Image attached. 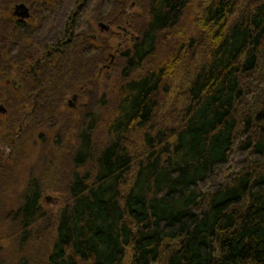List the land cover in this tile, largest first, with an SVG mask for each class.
Wrapping results in <instances>:
<instances>
[{"label":"trees","instance_id":"obj_1","mask_svg":"<svg viewBox=\"0 0 264 264\" xmlns=\"http://www.w3.org/2000/svg\"><path fill=\"white\" fill-rule=\"evenodd\" d=\"M129 1L0 0V103L22 98L2 75L14 46L15 62L44 57L38 83L22 90L37 144L45 140L41 125L75 124L74 145L47 140L65 151L69 170L50 162L40 178L15 186L0 153V196L9 199L0 205V229L13 231L23 256L10 264H264V0H209L195 20L199 37H182L161 60L162 38L180 32L193 0H134L132 11ZM19 2L39 23L16 24V44L7 47L6 12ZM92 21L132 34L114 60L106 36L100 46L90 38ZM184 53V91L172 101L180 109L160 121L161 97ZM98 65L117 72L105 83L110 93L94 90ZM74 93L76 119L64 105ZM51 191L65 198L54 213L41 204Z\"/></svg>","mask_w":264,"mask_h":264},{"label":"rangeland","instance_id":"obj_2","mask_svg":"<svg viewBox=\"0 0 264 264\" xmlns=\"http://www.w3.org/2000/svg\"><path fill=\"white\" fill-rule=\"evenodd\" d=\"M251 0H243L242 5H246V3H249ZM209 0H193L189 7L187 8L185 15L178 26L176 30H179L180 32L177 34L174 32L169 36L162 38L161 44L158 47L156 58L157 60H161L162 58L165 59L169 55V53L173 50V48L177 45H181V39L185 40V42H188V40L193 36L195 38L199 37L198 29L195 24L196 18L199 16L201 9H203ZM129 3L131 5L134 4V0H130ZM129 11H132L131 9ZM138 13L139 11L136 10ZM91 27H94L96 29L95 23H91ZM125 28V27H124ZM100 29V28H99ZM100 31H103L100 29ZM107 32V31H106ZM181 33V34H180ZM109 36H107V48H111L112 50L118 48L120 45V51L118 53V56L120 55V52L126 49V46H128L130 38L132 37V34L128 31L127 28L125 30L117 31L114 26H111V29L107 33ZM182 35V36H181ZM126 36V37H125ZM173 41H176V43H172ZM112 52V51H111ZM191 54V52L189 53ZM184 58L183 63L180 64V66H177L175 72L171 76L170 84L172 86L171 92L168 95H163L161 97V102L159 106L158 111V118L161 121V118H163L167 113H170V110L172 108H176L177 110L180 109L181 105H176L172 103L173 100L180 101L181 100V94L184 91V85H185V78L187 76V68H188V58L189 55L182 56ZM155 58V59H156ZM156 60V61H157ZM189 61V60H188ZM116 71H108L103 72L99 75V81L95 84L94 90L97 93H102L103 90H106L108 93H110L113 89V86H107L106 84L110 85L115 79ZM119 73V72H118ZM108 79V80H106ZM107 81V83H106ZM106 83V84H105ZM11 89V88H10ZM79 90V89H78ZM101 95V94H100ZM111 95V94H109ZM71 102H70V101ZM81 100H73L72 96H68L64 102L65 108L67 110V113H72L74 116V119H76V115L78 113V104H80ZM71 106H70V105ZM63 109V107H62ZM64 110V109H63ZM101 117V116H100ZM0 120L3 121L4 117L0 116ZM62 120V119H61ZM62 122V121H61ZM66 121H64L65 123ZM51 128L50 131L44 130L43 126L41 125L40 133L42 134L43 141L40 139V142L37 144V133L34 132V123L29 122L28 124H24L26 127L24 130L25 135L21 137V140L19 142V154H13V157H6L2 156V159L4 161H7V169L6 171L9 173V169L14 171V175L8 179V183L11 185L19 186L23 184L25 181H27L30 177L33 178H40L43 174V172L46 171L48 166L51 164L50 162H53L54 164H60L59 171H63L66 168L69 170L68 162L69 160L63 164L65 161V151L60 150V153L56 150L55 147L51 146L47 142L48 139H54L57 136L63 137V139H66L68 137V145L72 146L74 145L73 140V130L75 124H73L72 127L68 126L70 123L65 124H58ZM15 125H17V121H15ZM71 125V124H70ZM69 128V130H67ZM1 133H6V130H1ZM35 133V134H34ZM102 135V134H101ZM103 136V135H102ZM134 145L135 143V152L139 154V142L137 140L134 141L131 138V145ZM132 149V147H131ZM60 154V155H59ZM51 167V166H50ZM10 175V173H9ZM65 179H59L58 182H54L52 186L57 183L58 185L62 182H64ZM7 184V183H6ZM5 187V182L3 180L0 181V191L3 190ZM60 193V192H59ZM53 193L51 192H44L41 200L43 211L45 212H55L57 211L63 204L65 198L62 197L64 195ZM9 201L8 197H2L0 196V205H5L6 202ZM6 207H2V211L5 210ZM2 211L0 212V216L2 215ZM13 233L10 228L7 227H1L0 229V264H10L17 262L20 258H22L21 248L19 249L15 240L11 239L10 234ZM6 239V240H5Z\"/></svg>","mask_w":264,"mask_h":264},{"label":"flooded vegetation","instance_id":"obj_3","mask_svg":"<svg viewBox=\"0 0 264 264\" xmlns=\"http://www.w3.org/2000/svg\"><path fill=\"white\" fill-rule=\"evenodd\" d=\"M36 2L40 3L39 1H48L50 2L51 0H35ZM18 6H21L23 8H17ZM130 9L133 8V5H130L129 7ZM7 16H5V18L9 19L11 21V27L9 30V38L7 39V47L9 44H16V41L14 39L12 35V31H14L16 24L18 23H26L29 26L35 27L38 25L39 20L36 16V14L31 10V8L29 7L28 4H26L25 2H19V3H15L13 4L9 10L6 12ZM20 14V15H19ZM23 15V17H22ZM91 23H95L96 29H94V27H92V31L90 32V38L92 40L95 41V44L97 46H100V40H102V38H104V36H109L107 33L109 32V30L111 29V26H114L116 28L117 31H121V30H125L124 27H122L120 24L118 25H109V24H105L104 22L101 21H92ZM102 29L103 31H100V29ZM107 31V32H106ZM126 37V36H125ZM103 41V40H102ZM101 41V42H102ZM121 46V45H120ZM120 46L118 48H116L114 50H111L109 52H107L106 57L114 60L117 56L118 53H114L113 51H117ZM13 48H15L14 46H12ZM11 47V48H12ZM10 50V53L8 54V50L5 54V59H7L8 62H13L11 67L7 68L5 71H3L2 75L6 76V78L3 80L4 81V85L6 86V89H9L11 91H13V93H15L18 96H22L21 99L19 100H15L13 101L12 105H9L7 103V107L4 106L3 103H0V116L4 117V120L0 122V153L2 156H6V157H11L15 151H17V149H19V142L21 140V137L23 136V134L21 133L22 129L24 128V124H25V117H27L30 112H27V110H25V103L23 100V95H22V90L24 88V84L26 81H30L31 83L36 85V82L38 83V79L40 76V64L41 61L44 59L43 56H34V57H30L28 59V62L25 61V58L23 57V55H20L19 59L17 60V62L13 61V59L10 58V54H14L12 49ZM8 49V48H7ZM102 65H98L97 66V72L101 73V71H99L101 69ZM11 88V89H10ZM38 90H36L34 92V97H36L38 95ZM73 100H81L79 98V94L78 93H74L71 95ZM16 97V96H15ZM70 101V100H69ZM71 102V101H70ZM16 103V104H15ZM38 105L37 101H33V108L32 111L34 110V108H36ZM70 105V104H69ZM71 106V105H70ZM6 119L9 121L7 122ZM15 121H17V125H15ZM10 123L13 124L12 127L14 129H12V134L11 135H6L8 129H10ZM1 130H6V133H1Z\"/></svg>","mask_w":264,"mask_h":264},{"label":"water","instance_id":"obj_4","mask_svg":"<svg viewBox=\"0 0 264 264\" xmlns=\"http://www.w3.org/2000/svg\"><path fill=\"white\" fill-rule=\"evenodd\" d=\"M17 8H23V7H21V6H18ZM24 9V8H23ZM20 15V14H19ZM22 17H23V15H22Z\"/></svg>","mask_w":264,"mask_h":264}]
</instances>
